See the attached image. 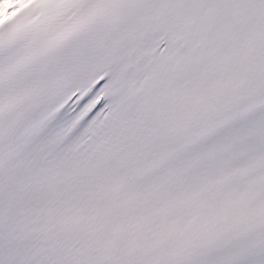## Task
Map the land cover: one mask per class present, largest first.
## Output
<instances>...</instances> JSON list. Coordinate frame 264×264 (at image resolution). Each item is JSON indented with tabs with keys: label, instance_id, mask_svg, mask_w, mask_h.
I'll list each match as a JSON object with an SVG mask.
<instances>
[{
	"label": "snow or ice",
	"instance_id": "obj_1",
	"mask_svg": "<svg viewBox=\"0 0 264 264\" xmlns=\"http://www.w3.org/2000/svg\"><path fill=\"white\" fill-rule=\"evenodd\" d=\"M0 264H264V0H0Z\"/></svg>",
	"mask_w": 264,
	"mask_h": 264
}]
</instances>
